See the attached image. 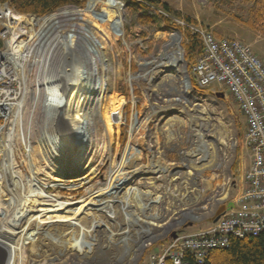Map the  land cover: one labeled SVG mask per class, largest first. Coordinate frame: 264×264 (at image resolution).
<instances>
[{"label": "rangeland", "instance_id": "374dc122", "mask_svg": "<svg viewBox=\"0 0 264 264\" xmlns=\"http://www.w3.org/2000/svg\"><path fill=\"white\" fill-rule=\"evenodd\" d=\"M121 1L123 2V27L115 26L119 37L112 35L107 37L104 35V30L95 26L93 17L85 11L89 0L83 6L67 5L68 7H61L54 12V14L61 13L66 8L81 10L73 18L69 17L59 23H66L67 28H72L75 25L77 29L79 24L88 25L99 41V51L104 60V64L100 63L106 69L105 75L101 76L99 73V76L93 80L94 84L99 86L101 80L104 79L107 82V88L104 96L100 99L101 101L99 100L96 112L97 123L93 127V136L98 143L94 150L96 160L94 167L97 169V175L90 184L94 186L100 184L101 186L107 183L111 160H117L122 155L134 130L144 132H140L143 142L138 144V147L141 150L146 154L147 152L150 154V150L159 153L164 163L163 172L153 169L150 171L149 169L146 176L149 173L148 176L152 178L146 179L147 184L144 183L145 179H142L140 175H135L133 180L136 179L140 182H133L135 183L133 186H138V189L134 197H130V194L121 198L123 201L119 203V212L116 218H109L105 214L109 219L106 220L102 214L98 213V216L95 215L84 222L83 228L72 230L75 233L74 239L67 241L59 235H54L57 242L49 239L42 240V237L40 241L25 243L22 246L21 259L17 264H90L89 262H92L91 264H147V255L150 250H158L162 243L157 242L149 247L140 245L144 239L149 243L156 237L166 239L168 233L170 234V231L180 224L177 221L172 225L175 219L168 220L172 217V210L179 211L176 220L185 218L183 220L185 224L194 219L188 215L187 217L182 216L181 214L185 211H192L196 214L205 212L201 218H198L205 221L200 225H194L193 229H196L208 224V222L205 223L208 221L207 218L203 217L217 206H213V201L218 198V195L217 198H213L216 197L217 190L222 193L225 183L228 182L231 199H235L242 188L243 176L249 164V153L243 144L246 119L232 99L230 90L228 88L213 89L218 86V84H213L208 89L198 91V99L194 100L183 92L182 83H180L182 76L180 75V78L176 79L179 74L171 68L160 74L152 71L150 81L142 79L139 75L146 62H151L154 66L155 63L157 64V57L162 54L166 44L172 40V35H179L180 44L183 46L186 29L179 30L177 25L181 26L183 21L187 22L185 17L196 20L195 25L210 29L220 37L235 38L250 44L257 54L264 57V33L261 31L264 29V20L254 16L252 12L253 0H161L175 11L180 12L182 16L169 15L163 10L150 6L148 14L151 18L153 17L150 25L138 21L143 12L131 10L128 6L129 0ZM97 10L101 11V7L98 6ZM162 14L170 17V22H166ZM248 21L254 22L256 28L250 26ZM56 26H61V24L56 23ZM75 26L73 29L77 30ZM84 41L88 40L84 38ZM91 58L94 60L93 57ZM185 66H187L186 60L184 61ZM220 93L225 95L224 99L220 98L221 96L218 95ZM23 98L25 107L20 122L25 127L34 129L36 137L40 136L43 131L37 120L41 113L40 103L37 107L36 97ZM168 100L181 101L178 103H181L182 107L179 105L166 107V104L169 103ZM198 106L200 108H196ZM203 106H207V109L203 110ZM106 107H110L112 113L118 115V121L112 130H108L103 117ZM195 108L197 110H194ZM143 120H148L145 126H142ZM2 125H6V120L0 118V126ZM219 131H221L220 135H218ZM4 132L5 136L11 133L9 125H6ZM226 133L232 134L231 145L227 149L232 160L224 164L223 153L225 151L221 141L223 139L227 141V139H220V136L222 134L223 137L228 136ZM36 137L32 140L33 146L38 145ZM233 137L235 138L234 145L232 144ZM157 140V146H153L152 143ZM66 150L69 151V148ZM22 152H24L23 145L17 144L14 148L17 169L26 175L28 169L22 163ZM213 157L215 161H212V164L203 165ZM45 159L46 152L37 146V156L34 161L37 163L39 177L49 185V191L57 190L62 195V200L79 201L87 197V186L71 190L70 183L54 179L56 175L60 177L68 175L65 173L66 168L59 165L61 160L50 165L49 161H45ZM181 170L185 174L179 176L180 179L173 178L172 174ZM193 173L198 179L188 180V176ZM156 174L160 178H155ZM227 178L228 180H226ZM208 182L211 187H208ZM188 186H193V188H189L190 194L185 196L183 193ZM177 190L182 195H177ZM4 193L6 192L0 190V226L10 210L7 201L2 196ZM173 195L176 196L175 199ZM189 198L192 200L189 201ZM186 199H188L187 206L189 208L183 210L186 207ZM195 207L202 208L193 210ZM145 215L155 217L159 222H166L163 225L166 231L155 236L153 235L154 231L158 228L147 231V228L144 227L143 230L142 221L140 222L141 226L136 228L132 226L131 219L133 217L144 218ZM126 217H130V219ZM11 218L12 216L8 218V221ZM8 221H4L3 224L6 225ZM26 225L27 222L23 221L19 225L20 229L22 230ZM34 227L33 223H29L30 229ZM193 229H187V231H193ZM86 232L92 234V236L87 234V240L91 239L93 241L91 242L95 246L97 245L92 253L89 249L81 250L82 243L79 241L83 239ZM100 250L102 253L98 256L97 252ZM134 252H136L134 255L136 258L133 257ZM3 257V251L0 250V264Z\"/></svg>", "mask_w": 264, "mask_h": 264}, {"label": "bare ground", "instance_id": "6f19581e", "mask_svg": "<svg viewBox=\"0 0 264 264\" xmlns=\"http://www.w3.org/2000/svg\"><path fill=\"white\" fill-rule=\"evenodd\" d=\"M98 6L101 7V11L97 10ZM80 11L78 9L62 12L59 15L60 19L48 23L47 28L50 26L49 31L43 34V30L38 35V41H36L39 45L34 51L41 58L38 78L41 80V83H44L42 84L44 87H36L33 96H31L28 93H31V90L27 86L25 97H36L37 107H39L40 103L41 113L37 118L38 124L43 129L40 136L36 137L34 129H29V127H25L20 122V117L24 115L25 107L23 97H0V118L6 120V125H9V130H11V133L5 136L4 129L6 125L0 126V190L6 192L2 196L10 208L4 221H8V218L12 216L6 225L3 224V221L0 226V250L4 254L1 264H17L22 256L23 244L40 241L42 237V240L49 239L54 242H57L54 239V235H59L67 241L74 239L73 235L75 233L72 230L83 228L84 222H87L95 215L102 214L106 220H109L107 219L108 217L116 218L119 212V203L123 201L121 198L130 194V197H134L138 189V186H133L135 184L133 182L136 181V179L133 180V177L140 175L142 179H145L144 183L147 184L146 179L152 178L148 176L149 173H147L148 177L146 176V172H149V169L150 171L153 169L158 172H163L164 169V163L157 151L150 150L151 153L147 152L146 154L138 147V144L143 142L140 132H144L134 130L122 155L117 160H111L107 183L101 186L100 184L98 186L90 184L97 175V169L94 167L96 161L94 150L98 143L93 136V127L97 123L96 112L98 111V103L104 96L107 82L102 79L99 86L95 84L94 88L88 86L83 94L77 93L72 97L69 94L67 97L64 91V82L70 78H80V74L83 73L88 60H90V67L86 70L89 79L85 77L86 81H90L89 83H91L99 76V73L101 76L105 75L106 69L100 63H103L104 60L99 51V41L93 35L88 25L79 24L78 29L73 25L77 29L74 30L73 27L67 28L65 26L66 23H59L69 19V17L70 19L73 18ZM85 11L93 17L95 26L104 30V35L107 37H111V35L119 37L115 26L123 27V2L121 0H89ZM56 23L61 24V26H56ZM84 38L88 40V43L84 41ZM79 41H82V43H79ZM92 48H94V60L96 63L90 58ZM183 59L180 36L172 35V40L166 44L162 54L157 57V64L155 63L154 66L151 62H146L139 76L144 80L150 81L152 71L160 74L171 68L179 74L176 78L178 79L183 74ZM180 83H182L184 93L188 96L190 95L194 100L198 99V93L194 91L188 82L180 81ZM178 102L181 101L170 100L166 104V107H170L171 105L182 107V104ZM196 108L194 110H197ZM202 109L206 110L207 106H203ZM103 117L105 118L108 130H112L118 121L117 113H112L110 107H106ZM147 121L143 120L142 126H145ZM212 124L215 125L214 123ZM220 133L221 131H219L218 135ZM226 134L228 136L225 135L223 137V134L220 136V139H227V141L224 139L221 141L225 151L223 153L224 164L232 160L227 151L231 145L230 137L232 134ZM35 137L38 141L37 146H40L42 151L46 152L45 161L48 160L50 165L59 160L63 161H60L59 165L66 168L65 173L68 175H62L61 177L56 175L54 179L70 183L69 187L71 190L87 186L86 198L79 201L62 200V195L57 190L55 192L49 191V185L40 179L39 171L36 168L37 163L34 161L35 156H37V146H33L32 140ZM233 139L234 142L232 144L234 145L235 138L233 137ZM79 142L80 144H78ZM17 144L23 145L24 148L22 163L28 169L26 175L17 169L18 165L14 158V148ZM152 144L153 146H157L158 140ZM67 148H69V151L66 150ZM140 161L141 164H139ZM212 161H215L214 157L203 165L208 166L212 164ZM137 165L139 166L136 167ZM139 182L136 181V183ZM207 185L211 187L210 182ZM189 188H193V186L187 187V190L183 193L185 196L190 194ZM228 193L229 183L226 182L223 192L213 197L217 198L218 195V198L213 201V206L221 203ZM187 200L185 201L186 207L183 210L189 208ZM191 200L192 198H189V201ZM201 208L195 207L193 210H200ZM211 211L213 210L208 211L207 215ZM204 213L196 214L192 211H185L181 215H185L186 217L188 215L191 218L197 219L201 218ZM178 214L179 211L172 210V217L168 220L176 219V215ZM126 218L130 219V217ZM183 220L179 219L175 220V222L179 221L181 223ZM23 221H26L27 225L23 228L24 230H21L19 225ZM140 222L143 226H141ZM29 223H33L35 227L30 229ZM131 223L135 228L141 226L144 230V227H146L147 231L158 228V230L154 231L153 235L155 236L163 234L165 230L163 225L166 224V222H159L155 217L146 215L144 218L133 217ZM87 234L88 232L79 241L82 243L81 250L85 251L84 249H89L92 253L97 245L95 246L91 239L87 240L88 236H92L91 233L88 236ZM147 244H149V241L144 239L140 246L144 247ZM101 253L102 251L100 250L97 252V255L99 256ZM134 255H136V252L133 253V257L136 258ZM89 263L91 264L92 262Z\"/></svg>", "mask_w": 264, "mask_h": 264}, {"label": "built area", "instance_id": "2783aa9c", "mask_svg": "<svg viewBox=\"0 0 264 264\" xmlns=\"http://www.w3.org/2000/svg\"><path fill=\"white\" fill-rule=\"evenodd\" d=\"M66 11L70 10L66 8L62 12ZM61 13L44 16L21 13L10 3L0 0V97H25L27 86L31 90L28 93L33 96L35 88L43 86L38 78L41 58L34 51L39 45L36 41L43 30V34L49 31L48 23L60 19ZM182 25L197 35L203 44L202 54L190 70L184 68L185 74L202 89L218 84L217 89L230 90L246 119L243 144L249 153V164L243 176V187L233 199V208L226 210L218 221L198 230L183 231L186 225L183 221L168 233L166 239L153 238L146 247L157 242L162 244L158 250L149 252L147 264H205L213 250L228 248L232 238L254 237L264 232V58L244 41L220 37L210 29L184 21ZM90 54V58H94V48ZM89 67L90 60L80 78L64 82L67 97L68 94L70 97L83 94L88 86L94 88V82L89 83L85 79H89L86 70ZM183 174L181 170L172 176L180 179ZM155 178L160 176L156 174ZM188 178L198 179L195 173ZM219 193L217 190L216 194ZM177 195L182 193L177 190ZM173 197L176 198L175 195ZM230 200L231 194L228 193L203 218L213 217L217 207ZM202 221L205 220L197 218L191 222ZM173 231H177L175 238L171 237Z\"/></svg>", "mask_w": 264, "mask_h": 264}, {"label": "trees", "instance_id": "16d2710c", "mask_svg": "<svg viewBox=\"0 0 264 264\" xmlns=\"http://www.w3.org/2000/svg\"><path fill=\"white\" fill-rule=\"evenodd\" d=\"M8 2L17 11L22 13H31L38 16H44L57 11L59 8L74 5L83 6L87 0H2ZM128 6L131 10L143 12L139 16L138 21L145 25H150L153 17L148 14L150 6L163 10L165 13L172 15L175 14L179 17L182 15L180 12L175 11L170 5L161 0H129ZM252 12L254 16L264 20V0H253ZM166 22H170V17L162 14ZM187 22L196 24L197 21L189 17H185ZM248 24L256 28L254 22L248 21ZM263 24V23H262ZM179 30L182 26L177 25ZM264 33V29H261ZM184 51L185 59L191 66L196 59L203 52V44L197 35L191 33L186 29L184 33ZM192 85L197 87L195 81ZM200 90V89H199ZM202 90V89H201ZM205 264H264V232L259 236L245 237V238H232L228 248L213 250Z\"/></svg>", "mask_w": 264, "mask_h": 264}, {"label": "water", "instance_id": "95a60500", "mask_svg": "<svg viewBox=\"0 0 264 264\" xmlns=\"http://www.w3.org/2000/svg\"><path fill=\"white\" fill-rule=\"evenodd\" d=\"M182 81H186V82H188L189 84H190V80H189V78L186 76V75H184V74H182ZM194 89V91L195 92H198L197 91V89L196 88H193ZM219 96H221L220 98H222V99H224V94L223 93H220V94H218ZM233 205H234V203L232 202V201H230L228 204H221L217 209H216V211H215V213H214V215H213V217H211L210 219H209V221H211V222H216L220 217H221V215L228 209V208H231V207H233ZM193 225V223H189L187 226H192ZM177 236V232L175 231V232H173L172 233V237L173 238H175Z\"/></svg>", "mask_w": 264, "mask_h": 264}, {"label": "crops", "instance_id": "0c3cea01", "mask_svg": "<svg viewBox=\"0 0 264 264\" xmlns=\"http://www.w3.org/2000/svg\"><path fill=\"white\" fill-rule=\"evenodd\" d=\"M202 226H204V225H202ZM202 226H199V228H201ZM193 228H194L193 226H189L187 229H193ZM199 228H196V229H193V230H198Z\"/></svg>", "mask_w": 264, "mask_h": 264}]
</instances>
